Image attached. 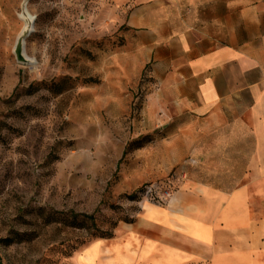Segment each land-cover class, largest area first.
<instances>
[{"label":"rangeland","instance_id":"1","mask_svg":"<svg viewBox=\"0 0 264 264\" xmlns=\"http://www.w3.org/2000/svg\"><path fill=\"white\" fill-rule=\"evenodd\" d=\"M124 17L113 0H0L2 264H75L180 177ZM25 26L31 64L14 54Z\"/></svg>","mask_w":264,"mask_h":264},{"label":"crops","instance_id":"2","mask_svg":"<svg viewBox=\"0 0 264 264\" xmlns=\"http://www.w3.org/2000/svg\"><path fill=\"white\" fill-rule=\"evenodd\" d=\"M113 2L187 176L75 264H99L98 251L117 264H264V0Z\"/></svg>","mask_w":264,"mask_h":264},{"label":"built area","instance_id":"3","mask_svg":"<svg viewBox=\"0 0 264 264\" xmlns=\"http://www.w3.org/2000/svg\"><path fill=\"white\" fill-rule=\"evenodd\" d=\"M179 176L182 179H185L187 176V172L184 168H182L179 172ZM179 177V178H180ZM175 181V180H174ZM172 181L173 184L168 183L164 187L158 189L156 186H148L145 191L142 193V197L147 199V201L155 202L157 204H165L170 198L173 197L174 191L173 187L176 186V183ZM175 185V186H173Z\"/></svg>","mask_w":264,"mask_h":264},{"label":"water","instance_id":"4","mask_svg":"<svg viewBox=\"0 0 264 264\" xmlns=\"http://www.w3.org/2000/svg\"><path fill=\"white\" fill-rule=\"evenodd\" d=\"M32 32V28L29 26H25L20 35L17 38L16 44L14 46V54L18 62L23 64H31L32 60L27 57L25 52V42L30 33ZM0 264H2V258L0 256Z\"/></svg>","mask_w":264,"mask_h":264},{"label":"bare ground","instance_id":"5","mask_svg":"<svg viewBox=\"0 0 264 264\" xmlns=\"http://www.w3.org/2000/svg\"><path fill=\"white\" fill-rule=\"evenodd\" d=\"M25 14H26V17L31 21L32 19H33V16L32 15H30L28 12H27V10L25 9ZM111 249V250H110ZM107 251L108 252H116V249L115 248H109V249H107ZM104 253H106V251L104 252ZM98 256H99V259H100V262H99V264H117V257H116V255H114V256H110V255H103V256H101V252L100 251H98Z\"/></svg>","mask_w":264,"mask_h":264},{"label":"trees","instance_id":"6","mask_svg":"<svg viewBox=\"0 0 264 264\" xmlns=\"http://www.w3.org/2000/svg\"><path fill=\"white\" fill-rule=\"evenodd\" d=\"M135 196H132L131 199H134ZM131 221V220H130ZM110 237H113L112 234H109V235H102L100 238H110Z\"/></svg>","mask_w":264,"mask_h":264}]
</instances>
